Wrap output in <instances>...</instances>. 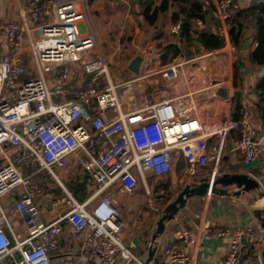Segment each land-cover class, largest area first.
Returning <instances> with one entry per match:
<instances>
[{
  "label": "built area",
  "instance_id": "built-area-1",
  "mask_svg": "<svg viewBox=\"0 0 264 264\" xmlns=\"http://www.w3.org/2000/svg\"><path fill=\"white\" fill-rule=\"evenodd\" d=\"M204 2L210 6L209 0ZM236 7L237 0H218L212 6L220 36L227 34L226 23ZM87 8L88 0H30L21 9V24L15 20L5 24L8 52L0 54V197L19 186L23 191L12 209L0 205V264H86L75 258L53 261L63 224L74 235L77 248L88 254L89 264L128 260L133 253L121 239L122 215L114 198L106 194L113 184L118 182L122 192L131 193L141 181L148 193L155 194L149 176L161 180L172 170L174 150L187 158L188 175L210 161L216 168L224 142L234 131V147L243 162L260 158L261 144L248 110H242L239 118L225 117L209 126L186 94L137 107L133 84L145 77L154 84L174 81L181 74L180 63L114 82L105 57L95 50L98 41L86 23ZM171 29L180 34L181 22ZM24 32L32 34L29 43ZM27 53L33 55L30 70ZM75 64H82L87 78L69 96ZM210 137L218 140L210 144ZM70 156L96 183V191L81 200L65 189L66 194L42 213L40 200L46 187L34 176L47 172L64 187L56 169L67 167ZM11 214L22 217L24 235L21 224L11 222ZM207 231L212 238L231 236L230 253L222 264H244L263 239L258 224ZM189 241L196 242L184 231L164 245L170 264H189L190 256L183 250Z\"/></svg>",
  "mask_w": 264,
  "mask_h": 264
},
{
  "label": "crops",
  "instance_id": "crops-1",
  "mask_svg": "<svg viewBox=\"0 0 264 264\" xmlns=\"http://www.w3.org/2000/svg\"><path fill=\"white\" fill-rule=\"evenodd\" d=\"M29 1L0 0V54L8 52L6 22L15 20L21 24L23 21L21 9L28 5ZM148 1L151 0L120 2L88 0L86 23L90 22L98 41L95 50L98 54L102 53L107 65L117 57L119 44L125 41L123 47L126 52L122 53L126 54L124 65L121 64L120 59L116 62L119 61L128 72L124 74L120 69H116L113 74L110 71L112 80L116 82L131 77H141L143 74L158 71L162 65L178 61L181 66L178 79L157 84L150 82L148 77L139 79L133 84L134 99L142 97L141 102L146 103L178 94L189 95L198 116L209 126L216 125L225 117L239 118L242 110H248L256 128L255 137L261 144V154L254 162L244 163L241 152L234 147L237 136V132L234 131L224 142L222 159L217 167L215 168L213 161H210L200 165L194 175L186 173L187 158L181 152L174 150L175 160L172 170L161 180L149 176V183L156 190L164 188L163 194L148 193L141 181L131 193L122 192L118 182L113 184L107 189L106 194L114 198V204L120 210L123 221L121 239L123 245L133 253V257L128 260L120 257L116 264H170L163 250L164 245L177 240L178 235L184 231H188L196 241H189L183 247L185 253L190 256L189 264H222L230 253L231 236L212 238L207 230L219 226L232 228L237 224L246 223L260 225L263 229V239L256 252L244 264H264V62L259 63L253 55L258 48L259 19L250 18L246 21V28L243 30L245 38L240 46H235L232 42L230 28L226 23L227 34L221 36L224 39L223 45L207 50L198 41V37L201 31H218L219 22L211 17V8L218 0H209L210 6H206L203 0L204 18L189 19L193 41L188 45L171 29L176 22L183 23V19L185 21L184 17L176 18L177 4L169 0L167 8L163 9L162 0H154L152 8L158 7V16L151 23L143 12ZM261 2L264 0H237V7L249 8ZM77 7L82 8L81 1L77 2ZM233 12L234 8L231 15ZM24 33L29 43L32 34ZM180 34L183 36L182 31ZM140 54L143 55L141 68L135 73L128 65ZM91 55L96 56L93 52ZM32 60L33 55L27 53L25 62L29 70ZM78 66L82 68V64H75L72 68V76L68 83L69 96H72L76 89L82 88L87 78L84 68L80 77L77 72ZM217 140V137H210L209 143H216ZM69 161L67 167L56 169V174L62 180L64 187L49 174V176L37 175L36 179L46 187V195L40 200L42 213L66 194L65 189L72 192L68 186L70 183L83 185L84 181H87L85 197L72 192L79 199L89 198L95 193L96 183L81 169L77 159L70 156ZM213 173L216 176L225 173H246L256 178L259 185L248 191L238 185L221 187L216 193L207 192L188 198L186 204L171 219L165 220L164 230L154 240L159 220L167 212L166 207L178 196L181 188L186 184L198 183L203 178L211 179ZM22 191L23 187L19 186L2 195L0 205L12 209ZM156 205L160 207L159 210H154ZM10 218L11 222L21 224L19 231L24 235L27 227L22 217L11 214ZM5 230L14 240L15 236L8 225L5 226ZM61 235L60 247L57 254H54L53 261L75 258L86 264L91 262L88 254L77 248L74 235L64 224ZM151 246L155 251L154 255H151Z\"/></svg>",
  "mask_w": 264,
  "mask_h": 264
},
{
  "label": "trees",
  "instance_id": "trees-1",
  "mask_svg": "<svg viewBox=\"0 0 264 264\" xmlns=\"http://www.w3.org/2000/svg\"><path fill=\"white\" fill-rule=\"evenodd\" d=\"M154 0L148 1L143 9L145 16L153 23L158 16V7L153 6ZM169 0H162V8H167ZM177 5L176 18L184 17V29L185 34L182 36L178 35L179 39L185 41V44L193 41L191 35V24L189 19L198 17L204 18L205 11L203 10V0H173ZM153 11V12H152ZM264 2L259 5H252L249 8H234V12L228 20V26L230 28L231 40L235 46H240L243 39L245 38L243 30L246 28V21L250 18L259 19L260 33L257 36L258 48L253 52L254 57L259 63L264 62ZM178 19V20H179ZM182 24V23H181ZM198 41L207 50H213L218 48L224 43V39L219 35L218 31H201L199 33ZM186 45V46H187ZM178 48V47H177ZM84 181V180H83ZM87 181H84L83 185H71L69 190H71L76 195H81L85 197L87 195Z\"/></svg>",
  "mask_w": 264,
  "mask_h": 264
},
{
  "label": "water",
  "instance_id": "water-1",
  "mask_svg": "<svg viewBox=\"0 0 264 264\" xmlns=\"http://www.w3.org/2000/svg\"><path fill=\"white\" fill-rule=\"evenodd\" d=\"M182 34L184 35V19L182 23ZM143 60V55H137L134 57L128 67L135 73L140 71L141 62ZM232 185H238L244 190H253L259 185L256 178L251 177L246 173H236V174H222L215 176L214 178H203L198 183L186 184L178 193V196L171 201L166 207L167 212L163 214L162 218L158 222L157 234L154 235L155 240L158 234L162 233L165 227V220L171 219L176 212L186 204L188 198L193 196H199L207 192H218L221 187H228ZM82 199V197L80 198ZM263 228H264V217H263ZM151 255H154L155 251L150 247ZM151 259V258H150Z\"/></svg>",
  "mask_w": 264,
  "mask_h": 264
},
{
  "label": "rangeland",
  "instance_id": "rangeland-1",
  "mask_svg": "<svg viewBox=\"0 0 264 264\" xmlns=\"http://www.w3.org/2000/svg\"><path fill=\"white\" fill-rule=\"evenodd\" d=\"M123 43H125V41H122L121 42V44H119V52H118V54H117V57H115L113 60H112V62H110L109 64H108V68L110 69V71L114 74V70H116V69H120L121 70V73H127L128 72V69L126 68V67H122V65H124V61H125V59H126V54L125 55H123L122 53H124V52H126L125 51V49H124V47H123ZM119 57V58H118ZM119 60L120 62H121V64L122 65H120V63H119V61H117L116 62V60ZM78 68V71L77 72H79V74H80V77L82 76V72H83V70H82V68H80L79 66L77 67ZM76 68V69H77ZM57 99H59V96L57 97ZM134 102H135V104L137 105V107H142V105H144V103L143 102H141L142 101V97L140 98V97H138L137 99H134L133 100ZM142 103V104H141ZM40 174H42L43 176H49L48 175V173L47 172H39L38 173V175H40ZM38 176L36 175V176H34V178H35V180H37L36 178H37ZM58 182V181H57ZM59 183V182H58ZM60 184V183H59ZM73 183H70L68 186L70 187L71 185H72ZM156 209H154V210H159L160 209V207L159 206H157L156 205V207H155Z\"/></svg>",
  "mask_w": 264,
  "mask_h": 264
},
{
  "label": "flooded vegetation",
  "instance_id": "flooded-vegetation-1",
  "mask_svg": "<svg viewBox=\"0 0 264 264\" xmlns=\"http://www.w3.org/2000/svg\"><path fill=\"white\" fill-rule=\"evenodd\" d=\"M156 194H163V192H164V188H160V189H155V191H154Z\"/></svg>",
  "mask_w": 264,
  "mask_h": 264
}]
</instances>
